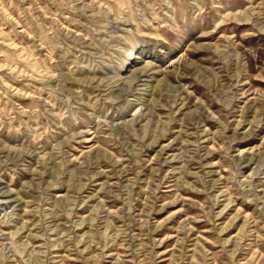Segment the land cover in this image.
Instances as JSON below:
<instances>
[{
    "label": "rangeland",
    "instance_id": "rangeland-1",
    "mask_svg": "<svg viewBox=\"0 0 264 264\" xmlns=\"http://www.w3.org/2000/svg\"><path fill=\"white\" fill-rule=\"evenodd\" d=\"M0 264H264V0H0Z\"/></svg>",
    "mask_w": 264,
    "mask_h": 264
}]
</instances>
